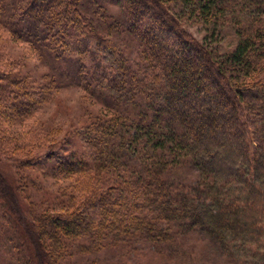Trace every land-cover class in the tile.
Listing matches in <instances>:
<instances>
[{
    "label": "trees",
    "instance_id": "1",
    "mask_svg": "<svg viewBox=\"0 0 264 264\" xmlns=\"http://www.w3.org/2000/svg\"><path fill=\"white\" fill-rule=\"evenodd\" d=\"M182 17L212 36L231 24L234 48L219 54ZM9 42L46 70L35 81L0 48V149L19 181L33 170L73 185L62 209L28 214L0 173V264H69L121 243L157 251L192 233L264 264V0H0ZM70 86L98 110L25 153L13 125Z\"/></svg>",
    "mask_w": 264,
    "mask_h": 264
},
{
    "label": "rangeland",
    "instance_id": "2",
    "mask_svg": "<svg viewBox=\"0 0 264 264\" xmlns=\"http://www.w3.org/2000/svg\"><path fill=\"white\" fill-rule=\"evenodd\" d=\"M114 9L116 10V8ZM173 9L178 13L179 9L174 6ZM181 19L184 21L185 27L196 38L204 40L219 54L230 51L237 42L235 28L230 26L231 24L222 26L221 31H216V34L212 36L210 26L201 22L189 21L186 17ZM4 41L8 42V40ZM0 48L4 51L3 57L7 60H11L14 56L19 58L24 56L25 59L16 67L35 81L41 79L46 67L29 54L22 44L9 42ZM97 110L98 106L80 88L66 87L46 101L24 125H20V122L25 118L16 122L10 132L17 133L16 135H20L26 140L20 145V147H24L23 151L26 153L36 147V144L47 143L56 137L62 139L67 134H73L77 127L84 125L90 114ZM74 141H77L76 136L71 139L70 144L76 143ZM70 144L66 146L76 149L75 145ZM25 172H28L25 174L27 178L19 181L17 169L8 156L4 155V151L0 149V173L15 188L20 187L21 194L17 195L20 200L18 207L20 211L28 214H31L34 209L45 211L52 204L55 205V208L62 209L69 202V195L67 196L66 192H72L73 183L70 180L63 177L40 175L36 171L34 174L33 170ZM180 174L189 181L195 180L196 173L193 170L186 169ZM60 188H64V190ZM2 222L4 221L0 218V223ZM123 245L121 243L119 249L105 248L89 254L74 253L69 264H238L228 260L217 246L200 233L179 237L174 243H163L160 245L162 248L156 246L159 248L157 251H153V246L148 248L140 244L139 249L128 254L122 250ZM141 248H145V250H141Z\"/></svg>",
    "mask_w": 264,
    "mask_h": 264
}]
</instances>
